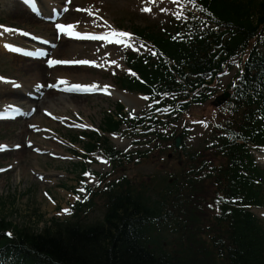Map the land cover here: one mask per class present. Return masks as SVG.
<instances>
[{
  "label": "bare ground",
  "instance_id": "6f19581e",
  "mask_svg": "<svg viewBox=\"0 0 264 264\" xmlns=\"http://www.w3.org/2000/svg\"><path fill=\"white\" fill-rule=\"evenodd\" d=\"M103 3L114 6L117 4L119 18L122 13L130 21H136L128 12L124 11V4L118 0H102ZM149 0H144L147 2ZM190 8L202 2L211 3L214 0H188ZM251 1V0H250ZM243 10L248 17H254L255 14L247 10L244 6H238ZM231 11L232 9H228ZM3 11L8 16L13 17L16 22L31 27H43L44 30H49V25L43 24L37 20L21 3L15 0L4 3ZM203 12L195 10L199 14L206 25L216 26L218 28H229L235 32H239L242 28L237 17V9L230 13L229 19L231 23L226 25L224 22L216 19V14L210 8H204ZM184 17H188L189 13L186 10L182 11ZM243 14V12H240ZM82 16V13L79 14ZM255 19L252 20L254 22ZM123 21L122 23H126ZM93 25H99L92 21ZM100 28V27H99ZM186 32V31H185ZM187 39L179 44H168L165 46L164 56L170 64H178V69L170 67H156L155 71L160 75V78L152 83L154 88H162L163 92H167L170 99H167L172 104V111L176 116L190 115L192 123L196 122L203 130L200 133L203 136L202 147L199 149H185V141L191 132L188 130L176 131L178 136H172L165 148L164 156L174 159L173 154H177L182 150L183 157L180 162L177 160L174 169L181 171L183 168L193 165L195 171V178L192 180H177L173 171L169 168L158 165L157 173L154 176L160 177L161 181L156 182L150 176L136 175L131 180L140 187V191L134 194V200L131 204L145 202L152 206H163V208L154 212L140 213L139 215L124 216L125 220L131 225V236L136 246H138L141 255H148L151 258V264H228L225 260L224 254L221 251L227 245L232 244L236 249L235 241L238 236L243 233L237 228V223L234 218L225 219L222 228L216 227L208 216H205L204 211H209L211 208H219L218 214L222 219V210L217 205L218 197L214 194L215 187L218 190L225 192L226 176L235 178L241 169L242 158L247 154L249 146L239 142L232 136H223L219 130L232 121L238 130H244L246 127V119L243 118V112L238 108L228 110L226 107H220L219 103L222 100L217 85L212 81L215 75H221L223 78L228 77L224 66L219 67V59L227 57L229 61L236 50L244 48V38L234 37L231 33L223 34L220 37L210 40L208 38L211 33L194 35L187 31ZM236 38V40H234ZM125 42V41H124ZM229 42V43H227ZM126 43V42H125ZM89 45L91 43H80L76 41H68L62 39L60 42L54 43L56 51H71L78 52L77 46ZM99 45L107 46L112 50L110 45L106 42H100ZM123 45H125L123 43ZM68 47V48H66ZM221 47V48H219ZM75 48V49H74ZM217 48H219L217 50ZM100 51V53H99ZM98 52L95 50L92 55L97 59H108L111 55H101V49ZM212 52H215L212 54ZM116 58V57H115ZM15 61L14 66L20 73L21 77L26 76L28 81L23 82L22 90H15L9 85L0 84L3 90L0 92V97H5L12 101H24L29 109H34V117L31 119V124H40V114L43 113V104H51L46 110L50 115L59 114L57 107L64 110L66 105L76 107L78 104L88 97L75 95L73 93L66 94L56 93L54 90L47 91L46 89H39L33 86L36 81L29 85V82L37 79L41 80L50 72H54L56 76L63 77V80L73 78L72 75L89 72L90 69L82 67H57L48 70L42 67L40 61H29L20 57H13ZM118 60V59H117ZM119 62V60H118ZM122 66V65H121ZM108 68L113 67L111 63L107 64ZM122 68H125L122 66ZM24 75H22V74ZM49 73V74H48ZM207 73V74H204ZM70 80V79H69ZM172 80L170 84L168 81ZM73 81V80H72ZM71 81V82H72ZM57 81H54L55 83ZM76 82V81H75ZM52 83V84H53ZM85 85L83 81L77 80V83ZM41 85V84H40ZM33 86V87H32ZM28 88V89H27ZM136 89L137 87H133ZM167 88H172L167 90ZM27 89V90H26ZM24 90V91H23ZM118 100L124 107V117L127 111L130 112L132 108L144 107L143 103L147 100L142 96H131L124 92H115ZM37 96L36 101L30 100L31 97ZM164 96V94H163ZM100 97V96H98ZM116 101L115 99H113ZM186 101V102H184ZM193 107L201 108L200 111L193 117ZM148 106L147 109H149ZM140 111H144L141 109ZM140 111L136 115H140ZM215 113L221 114L222 118L217 120ZM36 114V116H35ZM59 118V116H56ZM11 122L0 123L5 127L11 125ZM189 129V128H185ZM258 130V129H257ZM259 132H261L259 130ZM24 134H30L28 130L23 131ZM245 135V134H243ZM181 140L182 142H180ZM122 142L114 144L115 150H123ZM222 146L220 149H218ZM129 147V145H128ZM127 147V148H128ZM126 148V149H127ZM170 150L173 154L170 153ZM221 150L232 151L238 157H225L220 153ZM130 149L127 150V152ZM28 154L26 146L18 152L4 153L2 157H14L22 161V158ZM140 155L143 157H151L155 154L148 150L141 151ZM263 159V158H260ZM206 160V161H205ZM211 174H219L220 178L217 181L210 179ZM184 179V177H180ZM202 184L203 197L198 196L197 186ZM226 193V192H225ZM106 219V218H105ZM243 237L238 243L244 246L246 253L259 254L261 252V245L258 248L255 245H249L245 242ZM248 247V249L246 248ZM256 254V255H257ZM243 261V260H242ZM244 264H252L250 260H245Z\"/></svg>",
  "mask_w": 264,
  "mask_h": 264
},
{
  "label": "rangeland",
  "instance_id": "374dc122",
  "mask_svg": "<svg viewBox=\"0 0 264 264\" xmlns=\"http://www.w3.org/2000/svg\"><path fill=\"white\" fill-rule=\"evenodd\" d=\"M82 0H78V3H81ZM98 3L103 9L104 15L110 19V22H114L116 16L118 15L117 4L114 6H109L103 3L102 0H88ZM120 3L124 4V11H133L128 12L131 17H133L136 22L142 24L150 23H159L161 27H169L170 30L175 28V19H181V11L184 8L189 9L187 0H154L150 2H144V0H118ZM56 2L55 0H40L42 8L45 10L49 4ZM59 5L61 1L59 0ZM143 8H149L150 11L147 13L142 11ZM179 17V18H178ZM0 22L7 28L20 30L27 29L33 33L43 35L41 31L36 28H33L28 25L20 24L16 22L13 17L8 16L6 12L3 11V5L0 2ZM93 49V46H91ZM102 50V49H101ZM139 50L144 54L147 50L143 45H139ZM104 54V50H102ZM56 57L62 58L60 55ZM87 57V55H80L78 58ZM95 62V59H92ZM115 61V63H113ZM111 63L113 67L108 68L107 64ZM15 61L11 58L4 48L0 47V73L4 76L15 78L16 80L22 82L24 80L28 81L26 76L20 75L14 66ZM116 65L115 58H109L104 60H97L95 66L92 67L89 72H83L80 74L72 75L76 80L86 79L87 82L97 83V82H106L111 81L109 76L112 72L116 74H121L119 67ZM22 74V73H21ZM24 75V74H22ZM53 79V78H52ZM23 84V82H22ZM170 99V98H167ZM5 99L0 98V108L1 102ZM117 102L112 99H100V98H87L86 100L80 102L78 106L72 107L66 105L65 109L62 110L59 107V112L61 117H68L66 123L69 125V129L61 124L53 123L50 120L44 121V116H42L43 125L48 129L52 134H55L57 141L61 143L60 147L64 150H56V153L66 156V149L69 148V154L74 156L71 160H53L48 157L46 152L44 155L40 156L34 152L29 153L30 156L25 155L22 158V161L14 157H2L0 158V167H5L10 165V170L2 175H0V216L6 217L8 220L18 224V225H29L31 227L36 226L37 219L34 216V211L41 213L43 221L49 222L51 219L64 220L63 215L58 213L59 207H71L74 205L76 198L73 197L70 193L75 190L80 192V184H78V176L81 174L80 170L78 174V168L75 166L79 164L80 161L77 157L83 150L82 140L78 138L76 144H69V139L72 134H78L79 132H74V129H71L72 126L77 127L79 123L87 122V119L91 122V131L101 130L100 137H103L104 134L101 129V123L106 114L113 115L117 118L115 114V104ZM51 104H47L48 108ZM193 117L196 116L201 108L193 107ZM56 110H58L56 108ZM149 118L151 114L147 115ZM154 117V116H153ZM158 121L159 126H155L153 122ZM73 122L74 124H72ZM24 122L18 121L12 123L11 125L5 127V125L0 126V142L4 141L9 144H20L23 141V134L19 135L21 132V127ZM148 126H152L151 130H136L126 133V137L123 139H117L116 137H110L113 144L117 141H122L123 150L120 152L124 155V151H127V147L131 150L127 153V159H130L132 162L135 160V153L141 151H150L153 148L154 141L152 133H162L172 135L176 131L188 130L191 133V136L188 135V138L185 141V149H199L202 147L203 136L200 133H203V130L199 127V124L196 122L192 123V117L190 115H184L182 117L171 115V116H157L153 120L148 122ZM189 128V129H185ZM130 137L132 139H130ZM35 147L34 150L41 149L42 147H47L49 149L57 148V143L53 141H43L41 137L32 135L30 138ZM20 146V145H19ZM132 149L134 154H132ZM119 151V150H118ZM146 163H139L138 165H130L126 168L127 164L123 165L126 170V175H144V176H154L157 173V166L159 163L157 161L147 160ZM83 164V163H82ZM85 169L91 173L94 169H101L102 172L109 171L110 166H105L98 158H93L89 160L86 164H83ZM261 168V167H260ZM111 169V168H110ZM263 169V168H261ZM264 170V169H263ZM81 177V176H80ZM119 174H112V180L117 179ZM85 181H90L94 183L95 180L89 176L84 178ZM95 184V183H94ZM62 187H65L62 189ZM47 192L51 201L45 199L43 193ZM54 201V203H53ZM57 212V213H56ZM86 213V212H85ZM84 213V214H85ZM261 213V211H260ZM257 214V215H260ZM83 214V215H84ZM60 215V216H59ZM103 216V208L101 205H96L92 210H89L83 217L84 223H92L101 220ZM264 219V216L262 217ZM41 227V226H39Z\"/></svg>",
  "mask_w": 264,
  "mask_h": 264
},
{
  "label": "trees",
  "instance_id": "16d2710c",
  "mask_svg": "<svg viewBox=\"0 0 264 264\" xmlns=\"http://www.w3.org/2000/svg\"><path fill=\"white\" fill-rule=\"evenodd\" d=\"M208 4V7L223 21H230V13L237 9V17L240 21L241 17L245 16L244 22L240 21V24L247 29L242 33V37H249L251 30L255 28L249 21L245 12L238 6H244L250 12L257 13L255 16L257 19L256 26H260L264 23V0L246 1L245 4L241 3L237 5L235 0H214ZM228 9H232L229 11ZM257 11V12H256ZM243 12V14H240ZM231 22V21H230ZM248 30L249 33H248ZM171 44L170 42H166ZM121 187L123 190L118 194H110L111 208L110 214L106 217L104 225L100 228L87 229L80 231L73 228H64L63 230H46L41 234H32L29 231H18V238L23 245L33 248L39 254L46 258L57 261L61 264H151V258L148 255H141L138 252L139 248L135 245L134 241L130 239L131 225L124 216L139 215L140 213L152 212L150 207L145 202L131 204L134 200V194L140 191L136 189L134 184L125 183ZM227 190L232 192L234 187L226 186ZM127 191H126V190ZM216 189V187H215ZM198 196L203 197L202 184L197 186ZM117 193V192H114ZM162 208L163 206H159ZM205 216L206 213L204 212ZM243 233H241L235 241L236 246L240 249H236L232 244L222 248L225 260L228 264H244L245 260H250L252 264H264L263 252L257 254L249 253L244 254V246L240 245V241L243 237L246 238V243L252 245L255 239H249L248 231L250 226L255 227L249 215L241 217L238 213L232 216ZM230 217V218H232ZM211 219L212 223L218 228H222L223 224L220 220ZM229 218V219H230ZM249 221V222H248ZM248 222V223H247ZM243 223H247L246 225ZM244 225V226H243ZM3 223H0V227ZM257 230V229H256ZM259 231V230H258ZM131 233V234H130ZM254 245V244H253ZM248 249V247L246 246ZM257 254V255H256ZM243 260V261H242Z\"/></svg>",
  "mask_w": 264,
  "mask_h": 264
},
{
  "label": "snow or ice",
  "instance_id": "6c2138e0",
  "mask_svg": "<svg viewBox=\"0 0 264 264\" xmlns=\"http://www.w3.org/2000/svg\"><path fill=\"white\" fill-rule=\"evenodd\" d=\"M24 2H25V4H27L29 6H32L33 10H35L34 0H24ZM150 2H151V0H150ZM141 10L145 11V12L150 11L149 8H143ZM0 27H2V26H0ZM56 29L58 30L57 31L58 36H59V34L62 33L64 35H66L67 37L73 38V39L105 40V41L112 42V43H123L125 41V38H128L129 41H130V38H131L130 37V33L124 32V31H115V30L110 31V32L106 33L103 36L81 34L80 32H77V31L73 30L74 29V25H72V24H68L66 26L65 24L57 23L56 24ZM5 31L15 32V31H19V30H16V29H5ZM21 34L22 35H30L29 33H26V32H21ZM33 39H40V38L39 37H33ZM44 42L47 43V41H44ZM53 46H55V45H53ZM4 47L7 48L9 51L22 52V49L14 47L12 44H5ZM24 54L32 55V53H24ZM37 55L38 56H42V55H45V53L38 52ZM71 63L93 64L94 65L95 62L94 61H88V60L65 61V60H59V59H48V61H47V65L49 67H53V66L58 65V64H71ZM113 63H115V61H113ZM0 81H4V78L0 77ZM4 82L12 83L13 86H15V87H20V85L16 84L14 81H4ZM57 84H59V85H67L68 81L60 79V80L57 81ZM57 84H51V85H48V87H56ZM42 86L43 85H39V84L36 85V87H42ZM97 87L98 86L96 84H91V85L72 84L70 87H64L61 90L62 91H66V92H91V91L97 89ZM106 88H107V86H105V90H106ZM145 99H147V98L145 97ZM8 107H11V106H8ZM15 110H18V109H15ZM0 118H3V117L0 116ZM81 126H83V125H81ZM29 146H31V145H29ZM5 148H6L5 145H0V150H3ZM101 162L102 163H106L107 161H104V160L101 159ZM85 175L90 176L92 174L91 173H85ZM81 191H83V189H81ZM45 195H47V194L45 193ZM77 199H79V197H77ZM62 211L64 213H68L69 210L67 208H65ZM8 235H11V233H8Z\"/></svg>",
  "mask_w": 264,
  "mask_h": 264
}]
</instances>
